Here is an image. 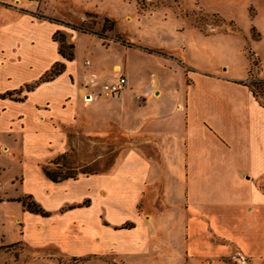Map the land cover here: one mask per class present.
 I'll use <instances>...</instances> for the list:
<instances>
[{"label": "crops", "instance_id": "crops-1", "mask_svg": "<svg viewBox=\"0 0 264 264\" xmlns=\"http://www.w3.org/2000/svg\"><path fill=\"white\" fill-rule=\"evenodd\" d=\"M27 1L0 0V243L30 248L23 264H187L193 255L227 264L232 252L264 253V100L249 86L247 59L235 75L184 62V44L166 46L169 55L134 52L133 63H111L100 85L120 74L126 85L106 96L95 69L61 56L55 23ZM56 60L63 69L38 80ZM252 77L264 81L260 65ZM96 118L131 131L117 160L49 178L44 168L65 153L70 128L107 130L92 127Z\"/></svg>", "mask_w": 264, "mask_h": 264}, {"label": "rangeland", "instance_id": "rangeland-1", "mask_svg": "<svg viewBox=\"0 0 264 264\" xmlns=\"http://www.w3.org/2000/svg\"><path fill=\"white\" fill-rule=\"evenodd\" d=\"M25 4L34 17L55 23L51 38L61 42L65 53L71 52L77 67L95 69L94 85L99 86L109 74L112 62L121 65L126 59L124 65L133 63L134 52L141 51L169 55L172 53L166 46L184 44L183 61L200 70L214 71V65L220 64L240 75L247 59L249 86L264 100V83L252 77L259 65L264 73V0H28ZM86 58L90 63H84ZM148 63L141 68H147ZM124 74L127 76V71ZM133 99L140 103L144 97L135 92ZM90 124L99 130L108 125L99 118ZM90 124L86 125L89 129ZM130 132L117 129L112 122L106 131L86 134L76 126L70 128L68 148L49 169L58 175L107 170L127 145ZM173 252L172 248L170 253ZM32 254L20 242L0 243V264H23ZM222 257L227 264H264V253L240 256L232 252ZM57 258L63 263L73 261L62 255ZM201 261V257L193 255L187 264H203ZM208 264L224 263L217 259Z\"/></svg>", "mask_w": 264, "mask_h": 264}, {"label": "trees", "instance_id": "trees-1", "mask_svg": "<svg viewBox=\"0 0 264 264\" xmlns=\"http://www.w3.org/2000/svg\"><path fill=\"white\" fill-rule=\"evenodd\" d=\"M74 28V27H72ZM78 30L80 31H84L82 30L80 27H77ZM69 46H71V44H69ZM58 52L61 54V56H63L64 58H67L69 59L71 57V52H64V50L62 49L61 47V42L58 44ZM63 69V62L62 61H54L50 67L48 69L45 70V72L38 78V80H46V79H49L51 78L52 76H54L55 74L59 73L61 70ZM260 82H263L264 81H261V80H258ZM32 84H29V86H31ZM254 93V92H253ZM59 155H57L55 158L52 159V163L53 162H56V158L58 157ZM44 171H45V174L53 179V180H56V179H60V178H63V177H66V176H71L69 174H65V175H58L57 172H55L54 170H50L49 168H44ZM25 199H28L25 200ZM21 203L23 204V206H25L27 209L31 210V211H35V212H42L41 211V208L38 207L32 200H29L28 197H22L20 199Z\"/></svg>", "mask_w": 264, "mask_h": 264}, {"label": "built area", "instance_id": "built-area-1", "mask_svg": "<svg viewBox=\"0 0 264 264\" xmlns=\"http://www.w3.org/2000/svg\"><path fill=\"white\" fill-rule=\"evenodd\" d=\"M88 62V59H85ZM126 85V78L123 74L118 75L116 78L103 82L100 85V91L103 95L112 96L122 90ZM136 96V95H135ZM89 97V95H87ZM138 97V95H137Z\"/></svg>", "mask_w": 264, "mask_h": 264}, {"label": "bare ground", "instance_id": "bare-ground-1", "mask_svg": "<svg viewBox=\"0 0 264 264\" xmlns=\"http://www.w3.org/2000/svg\"><path fill=\"white\" fill-rule=\"evenodd\" d=\"M87 100H89L88 98H86Z\"/></svg>", "mask_w": 264, "mask_h": 264}]
</instances>
